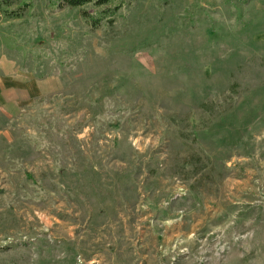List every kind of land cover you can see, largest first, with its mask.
Listing matches in <instances>:
<instances>
[{
    "label": "rangeland",
    "instance_id": "obj_1",
    "mask_svg": "<svg viewBox=\"0 0 264 264\" xmlns=\"http://www.w3.org/2000/svg\"><path fill=\"white\" fill-rule=\"evenodd\" d=\"M11 1L0 264H264V0Z\"/></svg>",
    "mask_w": 264,
    "mask_h": 264
},
{
    "label": "trees",
    "instance_id": "obj_2",
    "mask_svg": "<svg viewBox=\"0 0 264 264\" xmlns=\"http://www.w3.org/2000/svg\"><path fill=\"white\" fill-rule=\"evenodd\" d=\"M57 7L80 9L91 5L97 9L95 16L86 11L81 12V17L85 24L91 29L96 30L103 25L112 26L115 22L114 16L118 7H111L115 0H55ZM28 4H23L21 7L12 9L11 0H0V15L5 20L20 19L24 9L28 8Z\"/></svg>",
    "mask_w": 264,
    "mask_h": 264
},
{
    "label": "crops",
    "instance_id": "obj_3",
    "mask_svg": "<svg viewBox=\"0 0 264 264\" xmlns=\"http://www.w3.org/2000/svg\"><path fill=\"white\" fill-rule=\"evenodd\" d=\"M3 82H9L12 84L11 85H0V95H4L2 92L4 91L8 97H10L9 99L7 100H3V104L0 105V110L3 112V109L1 108H4L6 110H13V109H18L19 108V105L14 101L15 97H16V93L17 92H21V89L23 86H21V83H17L19 80H10L9 78H7L6 80H2ZM2 81L0 80V83H2Z\"/></svg>",
    "mask_w": 264,
    "mask_h": 264
}]
</instances>
